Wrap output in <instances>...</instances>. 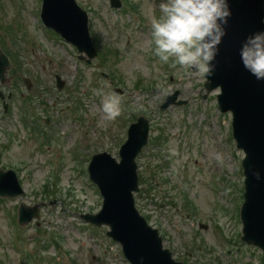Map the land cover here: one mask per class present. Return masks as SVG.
I'll return each instance as SVG.
<instances>
[{"label":"rangeland","instance_id":"obj_1","mask_svg":"<svg viewBox=\"0 0 264 264\" xmlns=\"http://www.w3.org/2000/svg\"><path fill=\"white\" fill-rule=\"evenodd\" d=\"M75 1L87 13L99 56L90 66L43 27L41 0H0V49L13 62L7 77L17 75L9 118L0 120V168L16 173L24 194L0 198V264H128L107 228L86 225L79 215L102 204L88 180L89 159L107 152L117 160L139 115L150 121V134L136 161V208L164 248L183 264H264L261 251L239 241L243 153L231 138L230 114L216 105L218 90L206 92L203 75L153 54L150 25L160 16L159 0H119V10L109 9V0ZM56 77L64 80L59 91ZM116 88L121 115L105 121L101 99ZM174 92L185 103L161 110ZM45 118L51 122L42 133L50 139L43 145L39 133L28 134ZM20 202L46 204L37 226L17 225Z\"/></svg>","mask_w":264,"mask_h":264},{"label":"water","instance_id":"obj_2","mask_svg":"<svg viewBox=\"0 0 264 264\" xmlns=\"http://www.w3.org/2000/svg\"><path fill=\"white\" fill-rule=\"evenodd\" d=\"M42 24L74 45L78 53L95 57L87 31L86 12L75 0H42ZM231 16L225 29L226 35L218 46L215 69L211 76H204L206 92L219 90L217 107L230 113L232 139L236 149L243 151V202L239 219L242 225L240 241L256 247L264 255V81H256L242 67L238 50L241 41L256 31L264 29V0H228ZM110 5L120 7L119 0ZM88 60V61H89ZM9 60L0 49V82L4 80ZM57 80V89L63 85ZM177 92L166 96L160 105L165 110L176 102ZM149 123L139 116L127 129V139L118 151L117 162L108 153L92 156L88 164V178L102 197L97 214L81 215L86 223L96 227L107 226L106 236L122 248L129 264H181L163 249L157 231L148 226L136 211L133 194L139 192L136 158L146 146ZM23 195L15 173L0 170V197L16 198ZM41 205L27 206L20 203L18 224L26 225L39 219Z\"/></svg>","mask_w":264,"mask_h":264},{"label":"clouds","instance_id":"obj_3","mask_svg":"<svg viewBox=\"0 0 264 264\" xmlns=\"http://www.w3.org/2000/svg\"><path fill=\"white\" fill-rule=\"evenodd\" d=\"M158 7L160 16L150 25L153 54L161 63L171 62V67L211 76L231 16L228 0H159ZM238 56L249 75L264 81V29L241 41ZM122 102L120 94H104L100 104L103 119L119 117Z\"/></svg>","mask_w":264,"mask_h":264},{"label":"flooded vegetation","instance_id":"obj_4","mask_svg":"<svg viewBox=\"0 0 264 264\" xmlns=\"http://www.w3.org/2000/svg\"><path fill=\"white\" fill-rule=\"evenodd\" d=\"M17 76V75H16ZM16 76H12V77H9L8 79H6L5 83L4 84H0V105L2 107V114L0 116V120L3 118H6L8 119L9 117L7 116V112H8V107H9V101L12 99L13 97V91L15 92L16 88H17V84H14L13 80L16 78ZM27 81V84H26V81ZM21 81H23V84L25 85V88L27 89V91H30V89H32V85L29 81L28 78H23L21 79ZM7 87L8 90L6 92V95L5 93H3V89ZM21 99H24V96L22 94L19 95ZM40 110H43L42 108V105L38 107ZM31 116L29 113L25 112L23 114V116ZM29 121V120H28ZM43 122V125L39 127H36L35 125L39 124V120H37V122L35 124H32L33 128H31V131L29 132L30 135H37V133L40 134V138L41 139H44V136L47 134H44L42 133V131H44L46 128H48L49 126V123L51 122V120L48 118H45L42 120ZM41 132V133H40Z\"/></svg>","mask_w":264,"mask_h":264}]
</instances>
